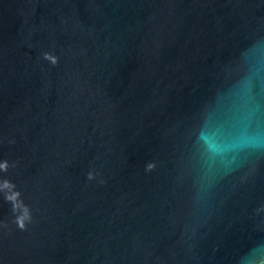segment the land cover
<instances>
[{"label":"water","instance_id":"1","mask_svg":"<svg viewBox=\"0 0 264 264\" xmlns=\"http://www.w3.org/2000/svg\"><path fill=\"white\" fill-rule=\"evenodd\" d=\"M0 264H264V0H0Z\"/></svg>","mask_w":264,"mask_h":264}]
</instances>
